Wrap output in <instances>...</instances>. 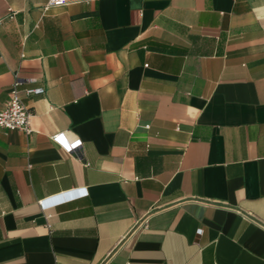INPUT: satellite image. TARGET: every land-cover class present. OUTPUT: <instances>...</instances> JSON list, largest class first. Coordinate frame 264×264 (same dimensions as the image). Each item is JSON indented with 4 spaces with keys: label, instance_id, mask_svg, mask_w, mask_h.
<instances>
[{
    "label": "crops",
    "instance_id": "obj_1",
    "mask_svg": "<svg viewBox=\"0 0 264 264\" xmlns=\"http://www.w3.org/2000/svg\"><path fill=\"white\" fill-rule=\"evenodd\" d=\"M48 1L0 0V264H264V0Z\"/></svg>",
    "mask_w": 264,
    "mask_h": 264
},
{
    "label": "built area",
    "instance_id": "obj_2",
    "mask_svg": "<svg viewBox=\"0 0 264 264\" xmlns=\"http://www.w3.org/2000/svg\"><path fill=\"white\" fill-rule=\"evenodd\" d=\"M69 0H49L45 7L48 6H60L64 5ZM14 12L8 10L5 14V17L12 18ZM3 18H0V22ZM22 84V80L16 75L14 76L13 83L10 88V96L4 106L0 109V128L11 131V130H20L23 131L25 134H30L32 131L31 128V113L28 107L22 102L21 94H20V85ZM43 92V88L38 87H30L25 89L26 94H39ZM52 139L60 142L64 148L71 152L77 149L81 145V140L75 139L71 142L67 141L63 133H56L52 135ZM86 194L85 189H81L77 194H69L64 197H58L50 202L45 203L44 200H39V204L44 209L53 207L57 204H61L63 202H67L73 200L79 196Z\"/></svg>",
    "mask_w": 264,
    "mask_h": 264
}]
</instances>
